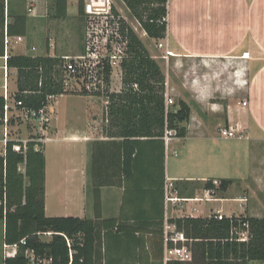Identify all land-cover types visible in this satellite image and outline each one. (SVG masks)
<instances>
[{
	"label": "crops",
	"instance_id": "1",
	"mask_svg": "<svg viewBox=\"0 0 264 264\" xmlns=\"http://www.w3.org/2000/svg\"><path fill=\"white\" fill-rule=\"evenodd\" d=\"M48 1L0 0V49L3 28L5 39L7 25L13 23L16 16L23 15L27 19V35L22 37L21 48L27 50L26 44L30 48L29 54L20 55L44 56L35 52L46 48L47 54L54 56L61 49L59 33L62 32L54 27L60 21L51 18V0ZM76 4L77 11L71 14L72 0H68L66 20L78 16V0ZM167 22V35L159 40L164 58L170 54L166 59L172 60L174 70L179 67L185 70L187 66L193 71L198 69L194 65H199L205 75L198 77V82H192L189 74L188 81L182 82L187 94L181 99L190 106L195 103L208 114L219 115L225 120L226 128H235L246 137L225 139L217 129L213 133L205 131L204 136L187 135L173 150L171 145L175 140L168 145L162 138L135 143L136 160L131 173L125 176L122 172L123 139L113 137L108 128V99L75 95L84 101L85 124L62 129L54 127L51 121L49 140L44 145L45 157L47 143L51 141L76 150L68 154L60 171L61 190L56 197L64 200L65 206L59 217L117 219L130 229L139 228L140 231L130 237L138 239L140 236L144 254L145 250L159 252L163 246V258L166 248L176 246L166 242V237H185L176 231L175 225L169 222L171 219L206 218L212 214L264 217V0H168ZM142 32L148 37L144 30ZM11 46L18 45L12 42ZM13 47L8 52L17 55ZM9 70L15 74L14 69ZM218 79L226 80L219 82ZM167 85L169 89V82ZM176 87L172 89L177 91ZM111 91L119 94L122 82H111ZM191 109L193 113L192 106ZM47 177L46 157V197ZM223 179L234 180L231 187L244 193L231 195V187L222 195L206 189L207 181L214 180L218 185ZM170 187L177 193V198L174 197L177 201L166 200ZM231 200L239 203L243 210L238 215L226 214L225 203ZM208 203L216 207H207ZM160 229H163L164 241ZM4 232L5 223L0 220V264H4ZM121 243L130 247V251L129 255H122L120 262H134L140 245L128 243L124 238ZM187 243L190 249L191 241Z\"/></svg>",
	"mask_w": 264,
	"mask_h": 264
},
{
	"label": "trees",
	"instance_id": "2",
	"mask_svg": "<svg viewBox=\"0 0 264 264\" xmlns=\"http://www.w3.org/2000/svg\"><path fill=\"white\" fill-rule=\"evenodd\" d=\"M132 16L138 21L150 39L156 41L166 37L168 31V0H123ZM2 27L5 25L4 4ZM68 0H51L50 16L63 21L68 17ZM78 17L84 20V0H78ZM128 56L121 64L123 72L122 91L119 94L106 92L93 94L109 99L108 117L110 134L123 139V167L129 175L136 160L135 143L162 138L167 126L179 130V138L187 136L181 125L191 119V106L180 99L169 110L165 107L166 78L157 61L151 56L143 41L126 23ZM123 29V30H124ZM1 42L0 57L5 55L4 39ZM27 35L26 16L19 15L6 27V36L25 37ZM85 48V47H84ZM64 59L59 56H28L9 54L7 66L17 71L16 102L22 108L39 110L46 106L49 97L67 95L65 91ZM110 76L111 70L107 68ZM110 84V82H107ZM137 86V89L134 88ZM90 96L89 94H74ZM6 101L0 96V126ZM13 122V121H12ZM14 123V122H13ZM227 127V126H226ZM141 139H145L142 141ZM36 143L13 140L8 142L6 155L0 157V181L6 172L7 212L4 220V242L19 244L20 251L15 258H4V264H28L24 253L35 251L48 264H122V255H129L126 242L140 245L135 261L125 264H250L264 263V217L223 216L212 214L206 218L183 217L169 220L178 233H183L190 243L193 254L191 262L170 261L164 263L163 246L159 252L145 250L142 240L131 238L139 228H128L117 219H88L78 217H48L45 214L46 197V157L44 145L35 150ZM25 165V173L19 171ZM164 171V163L161 165ZM234 180L223 179L206 182V189L224 194L234 184ZM0 186L2 183L0 182ZM2 197V192H0ZM247 225V227L245 226ZM164 241L163 229H160ZM51 233L50 241H43L41 235ZM239 233L247 234L242 241ZM126 236L129 238L127 239ZM127 239V240H126ZM186 245H189L187 243ZM156 250V249H155ZM115 252V254H110Z\"/></svg>",
	"mask_w": 264,
	"mask_h": 264
},
{
	"label": "built area",
	"instance_id": "3",
	"mask_svg": "<svg viewBox=\"0 0 264 264\" xmlns=\"http://www.w3.org/2000/svg\"><path fill=\"white\" fill-rule=\"evenodd\" d=\"M116 0H84V11L85 17L88 20V27L86 33V46L84 49V55L75 58L63 57L64 64L63 68L65 71V91L69 94H93L111 91V77L113 68L115 65H120L128 56V39L127 30L123 28L125 19L116 10ZM103 19L102 25L99 22ZM124 29V30H123ZM12 42L14 45H19L23 43L22 37L11 38L6 36L5 55L1 57L4 61L1 70L4 72V99L6 101L3 114V124L4 132L0 138V144L4 148L3 153L0 156L6 155V147L8 142L13 141L10 139V125L13 118H15L16 111L21 112L16 118L23 117L26 121H32L37 125L38 134L37 137L32 139L36 143L35 150H41V145H44L49 139L47 133L49 132L51 116L55 113V110L51 104V100L55 97L48 98V104L39 110L22 108V102H16L13 98L14 105L11 102V96L8 92V78H9V68L7 66V60L9 57V52ZM162 47V44H159ZM170 54L168 53L167 56ZM166 56V57H167ZM165 57V58H166ZM107 68H110V76L107 74ZM15 70V74H16ZM107 82H110L107 83ZM134 88L137 89V86ZM96 96V95H95ZM108 99V98H107ZM109 102V99H108ZM175 104L174 98L171 96L169 89L167 88L165 93V107L169 110ZM247 103H244L246 106ZM221 137L225 139H243L246 136L243 132H238L235 128H223L220 130ZM179 130L177 128L166 127L164 135L162 137L166 145L172 143L175 139L179 138ZM17 141H22L26 144L28 141L16 139ZM19 171L23 174L25 173V165H21ZM6 172L4 170L2 180V186H0V192H2V197H0V208L3 209V215L7 212V188H6ZM167 201H175L173 198H166ZM177 201V200H176ZM219 219L223 216L218 214ZM247 227V225H245ZM50 235L51 233L45 234ZM245 234H242V236ZM242 241L248 240V235L241 237ZM166 242H172L176 246L173 248H166L164 254V262L178 261V262H191L193 259V254L191 250L185 245L189 240L185 237L170 236L165 238ZM181 242L182 246H178ZM20 245H26V241L20 242ZM20 245H4V258H15L18 256L20 251ZM28 264H48L50 261L41 260L37 257L36 253L32 249H27L24 253Z\"/></svg>",
	"mask_w": 264,
	"mask_h": 264
},
{
	"label": "rangeland",
	"instance_id": "4",
	"mask_svg": "<svg viewBox=\"0 0 264 264\" xmlns=\"http://www.w3.org/2000/svg\"><path fill=\"white\" fill-rule=\"evenodd\" d=\"M48 1V0H47ZM49 2V1H48ZM51 2V1H50ZM116 10L119 12V14L125 19V22L128 26H130L136 34L140 37V39L143 41L144 45L146 46L148 51H150L151 56L157 61L159 66L161 67V70L166 78V90L168 88L167 82H169V92L171 96L175 100V104L178 103L179 98H183L184 95L187 94L183 87L182 82H187L188 75L190 74V78L192 82H198L197 80L199 78H203L204 72L202 68H199V65L196 66V70L190 71L188 67H184L185 70L181 67H179V70L172 69V60H167L164 58L165 53L161 51V47H159V40L154 42V40H151L148 37H144L143 29L139 25L138 21L132 16L131 12L123 2V0H116ZM73 9V11H72ZM77 11V4L76 0H72V5L70 7V13L73 14ZM103 19L100 20L99 24L102 25ZM56 27L60 32V44L61 49L57 51L54 56L59 57H70L75 58L78 56L84 55V47L86 46V33H87V27H88V20L86 17L84 20H80L79 17L70 18L65 21H60L57 24H55ZM22 44V43H21ZM21 44H19L17 47H13L17 55L18 54H29V51H27L30 48L29 44H26V49L21 48ZM49 44V43H48ZM43 45H45V40L43 42ZM47 45V44H46ZM16 50V51H15ZM37 55H47L46 48L40 49L37 52H35ZM4 61L0 60V67L3 66ZM112 77L111 82H122V76L123 72L121 69V66L115 65V67L112 69ZM14 72L12 70H9V80H8V92L9 96H11V102L13 101V95L17 91V74H13ZM231 73V72H230ZM234 75H236V72ZM213 76L216 79L215 72L212 73ZM226 74H228L226 72ZM225 74V75H226ZM238 74V72H237ZM224 75V76H225ZM199 77V78H198ZM226 79H218L219 82H225ZM227 82L228 79H227ZM245 82H248L245 80ZM244 82V83H245ZM3 83H4V72L0 68V96H3ZM232 83V82H230ZM178 89H177V87ZM176 87L177 91L175 89H172ZM214 101H219L218 99H215ZM84 101L81 99H78L74 94H67L55 97L53 100H51V104L55 110V114L51 116V124L54 127L57 128H72L74 126H83L85 124V116L83 115V103ZM14 101L12 102V104ZM174 104V105H175ZM14 105V104H13ZM215 105V104H214ZM191 106L193 107V113L191 114V119L187 123H183L181 126L185 127L187 130V135L189 136H198V135H205V131L213 133L217 129L221 130L223 128H226L225 120L222 118H219L217 114H208L206 111H202L200 107H198L195 103H192ZM196 109V110H195ZM204 110V109H203ZM78 113V116L76 115ZM210 113V112H209ZM21 115V112L16 111L15 118ZM77 117V118H76ZM51 129V127H49ZM4 132V127L0 126V138L2 137ZM11 135L10 139H21L26 141H31L35 137H37L38 129L37 125L32 121H26L23 119V117L16 118L14 121V124H12L11 127ZM217 134V133H216ZM183 143V140L181 138L175 139V142L171 145V150L176 149ZM247 144V142H242L241 144ZM45 145V144H44ZM0 145V152L3 153L4 148ZM76 152V150L71 147H63L56 141H51L47 143V149H46V157H47V197H46V208H45V214L48 217H59L63 214H61V210H63L64 205L62 204L65 202L62 201L60 197H56L58 193H60L61 190V183H60V171L64 168L66 164V157L70 152ZM171 152V151H170ZM175 153V152H174ZM70 164V163H68ZM204 191V189H199L198 191ZM200 191V192H201ZM191 192H194V189L191 190ZM196 192V191H195ZM229 193L233 195L234 193H244L241 190L236 189L235 187H231ZM228 193V194H229ZM222 195V194H219ZM168 196L170 198H177V193L173 191V187L169 188ZM175 199V198H174ZM70 202V201H69ZM207 207H216V204H207ZM225 209L227 215H238L243 210L240 208V204L237 202H234V200L227 201L225 203ZM244 216V215H241ZM249 216V214L247 215ZM1 235V233H0ZM174 235V234H173ZM178 235V234H177ZM246 235V234H245ZM245 235L242 236V233H239V237H245ZM172 236V235H171ZM41 239L43 241H50L51 236L50 235H41ZM1 240V239H0ZM181 243V242H180ZM2 254L1 250V244H0V255ZM250 264H264L262 262H253Z\"/></svg>",
	"mask_w": 264,
	"mask_h": 264
}]
</instances>
